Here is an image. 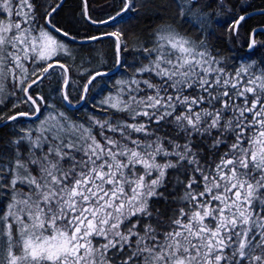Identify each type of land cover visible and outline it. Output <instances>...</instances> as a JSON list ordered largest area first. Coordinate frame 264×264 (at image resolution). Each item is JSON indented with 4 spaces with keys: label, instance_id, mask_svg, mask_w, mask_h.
<instances>
[{
    "label": "snow or ice",
    "instance_id": "6c2138e0",
    "mask_svg": "<svg viewBox=\"0 0 264 264\" xmlns=\"http://www.w3.org/2000/svg\"><path fill=\"white\" fill-rule=\"evenodd\" d=\"M67 3L0 0V264H264L251 0Z\"/></svg>",
    "mask_w": 264,
    "mask_h": 264
},
{
    "label": "trees",
    "instance_id": "16d2710c",
    "mask_svg": "<svg viewBox=\"0 0 264 264\" xmlns=\"http://www.w3.org/2000/svg\"><path fill=\"white\" fill-rule=\"evenodd\" d=\"M108 1L109 3L111 2V0H108ZM104 2L105 0H97V4H103ZM147 2L150 5L149 10L154 12L158 16H169V15L175 14L176 8L175 6H173L174 3H172L173 2L172 0L171 1L170 0H149ZM251 2L253 4V7L250 9V11L259 10L260 8L264 7V0H251ZM78 3H79V0H68L67 7L65 8V12H64L65 19H71L74 16ZM140 20L144 22H135V21L133 22L131 26L132 32L141 33L145 28V23H151V19H148L145 21V18L143 16L140 18ZM262 20H264V17H262L260 14L250 16L248 26L249 27L259 26ZM217 31H218L217 36H220L222 34V30L217 29ZM94 45H97V44H94ZM98 48L103 49V56L105 57L109 55L108 52H110L111 54V45L109 43H105L103 45L98 44ZM8 131L9 129L0 128V137L6 136Z\"/></svg>",
    "mask_w": 264,
    "mask_h": 264
},
{
    "label": "bare ground",
    "instance_id": "6f19581e",
    "mask_svg": "<svg viewBox=\"0 0 264 264\" xmlns=\"http://www.w3.org/2000/svg\"><path fill=\"white\" fill-rule=\"evenodd\" d=\"M149 1V0H147ZM171 1V0H170ZM173 1V0H172ZM109 2V1H108ZM173 3V2H172ZM174 6V5H173ZM171 7V6H170ZM257 9V8H256ZM260 10V9H259ZM259 10H252L250 11V16H253V15H257V14H260ZM175 11V10H174ZM173 12V11H172ZM249 16V17H250ZM218 32V31H217ZM221 34V33H220Z\"/></svg>",
    "mask_w": 264,
    "mask_h": 264
},
{
    "label": "rangeland",
    "instance_id": "374dc122",
    "mask_svg": "<svg viewBox=\"0 0 264 264\" xmlns=\"http://www.w3.org/2000/svg\"><path fill=\"white\" fill-rule=\"evenodd\" d=\"M92 47H93V48H98V44H97V45H92ZM108 53H109L108 56H110V55H111L110 52H108Z\"/></svg>",
    "mask_w": 264,
    "mask_h": 264
}]
</instances>
